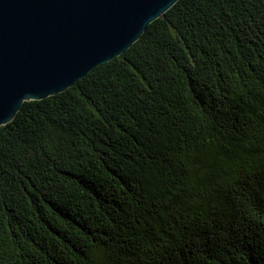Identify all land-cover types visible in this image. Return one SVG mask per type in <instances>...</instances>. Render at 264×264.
I'll list each match as a JSON object with an SVG mask.
<instances>
[{"label":"trees","instance_id":"16d2710c","mask_svg":"<svg viewBox=\"0 0 264 264\" xmlns=\"http://www.w3.org/2000/svg\"><path fill=\"white\" fill-rule=\"evenodd\" d=\"M0 264H264V0H178L0 127Z\"/></svg>","mask_w":264,"mask_h":264},{"label":"water","instance_id":"95a60500","mask_svg":"<svg viewBox=\"0 0 264 264\" xmlns=\"http://www.w3.org/2000/svg\"><path fill=\"white\" fill-rule=\"evenodd\" d=\"M178 0H0V127L129 49Z\"/></svg>","mask_w":264,"mask_h":264}]
</instances>
